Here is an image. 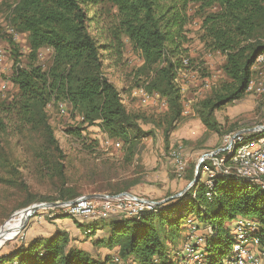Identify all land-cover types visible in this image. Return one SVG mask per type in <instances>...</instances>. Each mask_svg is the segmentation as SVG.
Wrapping results in <instances>:
<instances>
[{"label": "trees", "instance_id": "obj_1", "mask_svg": "<svg viewBox=\"0 0 264 264\" xmlns=\"http://www.w3.org/2000/svg\"><path fill=\"white\" fill-rule=\"evenodd\" d=\"M193 5H197L194 14L201 20L200 39L208 51L225 57L222 71L227 78L191 106L205 128L200 141L207 140L210 133L221 139L237 131L218 122L216 112L242 99L254 63L264 54V0H16L9 23L16 31L26 33L28 64L20 65V52L8 36L14 62L9 79L17 91L9 100L0 98V139L11 133L35 140L40 145L32 148V153L49 164L61 150L48 121L47 107L64 103L80 117V126L68 131L71 135L81 137L82 127L98 126L108 138L120 141L125 160L132 161L141 140L152 132L142 129L141 118L125 109L121 95L128 88L119 90L108 80L103 61L119 64L127 41L140 53L142 69L153 72L143 85L145 91L164 100L169 125L180 123L184 110L175 80L193 61L184 46ZM41 48L53 51L47 70L34 62ZM253 137H264V131L249 134L246 139ZM56 169L61 173L63 164L57 163ZM186 171L190 183L194 166ZM200 179L201 169L199 179L189 189L139 219L121 215L84 223V235L92 245L115 250L114 256H93L72 246L66 231L56 230L47 238H34L0 254V264H179L170 253L177 251L176 245L185 239L184 226L189 217L212 230L206 237L202 264L227 261L233 242L225 227L227 220H255L264 247V190L233 175L218 176L212 197L207 200L208 188ZM58 194L35 199L22 208L82 196L71 189ZM100 229H105L106 235L94 238Z\"/></svg>", "mask_w": 264, "mask_h": 264}, {"label": "rangeland", "instance_id": "obj_2", "mask_svg": "<svg viewBox=\"0 0 264 264\" xmlns=\"http://www.w3.org/2000/svg\"><path fill=\"white\" fill-rule=\"evenodd\" d=\"M15 1L4 0L0 3V49L5 52L4 60L0 64V81L10 76L14 65L5 25L9 24ZM195 10L197 5H193L189 12L191 19L185 27L188 41L184 45L188 48L189 57L193 61L188 71L181 73L176 82L180 89L184 110L182 121L174 125L168 124L165 116L167 109L162 98L143 105L134 96L133 91L137 87L144 88L143 85L153 76V72L142 69L143 60L140 53L125 41L122 61L113 65L110 61L104 60L102 70L108 80L119 90H122V87L128 88V92L123 94V105L128 112L141 118L139 124L142 129L151 131V136L143 138L140 150L133 160L126 161L121 145H116L121 144L120 141L113 139L111 144H104L103 132H100L101 129L98 126L82 127L81 137L71 135L68 131L80 126L79 115L70 111L68 106L62 113L57 103H51L47 107V115L61 150L59 157L55 155L51 157L49 164H44L32 153V148L40 145L36 144L35 140L11 133H6L0 139V227L9 222L14 214L29 202L43 197L55 198L60 190L64 189L77 191L81 195L112 194L129 190L133 186L137 194L153 200L164 199L163 201L181 195L189 184L186 177L187 171L184 178H176L169 155L170 144L181 145L186 170L192 166L195 170L199 152L205 149L203 144H219L221 139L217 134H214L213 141H209L211 133L205 141H200V138L195 139L204 127H201L191 106L227 79L222 71L225 57L218 52L208 51L200 39L201 20L194 14ZM19 33L20 42L13 43L20 52V65L24 66L28 64L26 56L29 50L26 44V33ZM40 50L42 55L40 58L36 57L34 62L42 70H47L52 62V52L47 48ZM252 79L253 89L248 90L239 101L216 112L218 122L224 124L226 129L238 131L264 125V92L256 91L257 87H264V64L253 71ZM16 91V87L12 85L9 90L0 95V98L9 100ZM57 163L63 164L61 173L57 172ZM51 214L55 217L52 218ZM64 217L69 216L60 214L59 210L38 209L28 223H30L29 227L35 226V232L45 235L51 229L52 219ZM226 225L232 228L233 220H227ZM26 226L23 228L22 239L9 240L19 231L16 229L3 244L0 243V253L25 241ZM184 238L186 239V236ZM182 242L181 240L178 242L176 249L180 248ZM88 246L91 247L89 244ZM97 248L99 247L95 246L93 251ZM98 253L103 255L106 251ZM176 254L177 251L170 253L172 260L177 261ZM120 262L117 264H121ZM127 263L137 264L134 261H127Z\"/></svg>", "mask_w": 264, "mask_h": 264}, {"label": "built area", "instance_id": "obj_3", "mask_svg": "<svg viewBox=\"0 0 264 264\" xmlns=\"http://www.w3.org/2000/svg\"><path fill=\"white\" fill-rule=\"evenodd\" d=\"M4 0H0V3ZM6 33L15 43L20 42V33L11 25L6 24ZM47 50L52 51L51 48ZM41 50L37 52V57L40 58ZM5 52L0 49V64L4 60ZM186 64V60L184 61ZM264 64V54L257 57L253 71L259 65ZM11 73V72H10ZM183 73L180 72L178 76ZM177 82V78L175 80ZM253 79H251L247 91L253 89ZM12 83L7 77L0 81V95L10 89ZM257 92H264V87H257ZM140 103L145 105L154 99H160L157 94H150L143 87H137L134 91ZM1 97V96H0ZM123 101V95H121ZM165 104V102H164ZM60 112H65L67 107L64 103H59ZM101 132V131H100ZM102 133V132H101ZM256 132L240 133L239 130L222 136L220 146L216 149L203 153L197 162H200L201 181L207 186L208 190L205 193L207 200L212 197V187L214 180L218 176L233 175L236 178L247 181L252 186L259 187L264 190V137L246 139V136ZM112 139L105 134L102 135L104 144H111ZM120 146L121 144H116ZM170 158L173 162L175 176L182 179L186 170V162L183 159L181 145L173 146L169 150ZM189 185V184H188ZM190 187V186H189ZM189 187L187 189H189ZM62 202L57 207L46 208L42 203H33L21 210L17 211L12 220L19 218L20 213H26V218L20 227L17 234L9 239H22L23 228L29 222V219L36 212L32 213L29 207L39 205V209L59 210L60 214L67 215L71 218L80 220H97L108 218L110 216H126L139 219L145 212H154L160 202L151 200L143 196H136L129 192H120L117 194H100L98 197L89 199L84 195L76 198L75 202ZM162 203L164 201H161ZM22 214V215H23ZM22 217V216H21ZM51 217H55L51 214ZM234 226L228 228L233 242L231 245L230 255L225 264H264V247L260 245L257 236L258 223L255 220L238 217L234 221ZM186 239L182 242L177 250L178 263L182 264H202L204 254V246L206 237L212 234L209 226L201 227L198 221L192 217L186 220ZM13 264H16L14 262Z\"/></svg>", "mask_w": 264, "mask_h": 264}, {"label": "crops", "instance_id": "obj_4", "mask_svg": "<svg viewBox=\"0 0 264 264\" xmlns=\"http://www.w3.org/2000/svg\"><path fill=\"white\" fill-rule=\"evenodd\" d=\"M198 122L200 123L199 120H198ZM201 127H203V125ZM204 132H205V128L203 130H201V133L199 135H197L195 137V139H199ZM213 137H214V134H211V137H209V141L210 140L213 141ZM219 146H220V142H219V144H216V145H214V144H203V147H205V149H201V152H199V157L203 153H205L207 151H210V150H213V149H216ZM171 147H173L172 144H170V148ZM197 152H198V150H197ZM132 187H130L131 189H129V190H121L119 192L112 193V194H117V193H120V192H129V193H132V194H134L136 196H141V195L137 194V192L135 191V187H133V188ZM96 194H105V193H96ZM106 194H108V193H106ZM151 200H153V199H151ZM163 200L164 199H162V200H154V201L161 202ZM75 221L77 223H75ZM92 221L93 220H80V219L69 218V217L68 218H61V219H52L51 220V229H49L48 230L49 232L47 234H45V235L41 234L40 232H35L36 231L35 226L32 225V226L29 227L30 223H28L27 226H26V230H25V241H22V242L27 244L31 240H33L34 238H37V237L47 238V237L51 236L56 230H64V231H66L68 233V235L70 237V244L72 246H74V247H76L78 249L85 250V251L89 252L90 254H92L93 256H96V257L97 256H99V257L101 256V258H104L106 255H109L110 253H114L115 250H108L105 247H99L95 251H93L95 246H92L91 239L90 238H86L85 235H84L85 230H86V228L84 226V223H90ZM96 221H98V220H96ZM83 226H84V230H83ZM225 227H227L226 223H225ZM106 233H107V231L105 229L97 230L95 235H94V238H102L103 236L106 235ZM88 244L91 245L90 248H89ZM16 245H18V244H15L12 247H9V249L6 250V251L3 250L4 252H1L0 254H5V253L11 251ZM96 251H98V252L106 251V253L101 255V254H99Z\"/></svg>", "mask_w": 264, "mask_h": 264}, {"label": "water", "instance_id": "obj_5", "mask_svg": "<svg viewBox=\"0 0 264 264\" xmlns=\"http://www.w3.org/2000/svg\"><path fill=\"white\" fill-rule=\"evenodd\" d=\"M262 131H264V125H257V126H255L253 128L239 130L240 133L262 132ZM199 169H200V162H197V164L195 166V170H194V176H193L192 180L190 181L189 185L187 186V188L189 186L193 185L199 179ZM187 188L184 191H186ZM99 195L100 194H87V195H84V197L92 199V198L98 197ZM75 201H76V198L72 200V202H75ZM160 203H162V202H160ZM42 204L44 206H46V208H51V207H57V206L61 205L62 202H43ZM39 207H40L39 205H36V206H33V207H29V210L32 213H34V212H36L39 209Z\"/></svg>", "mask_w": 264, "mask_h": 264}, {"label": "bare ground", "instance_id": "obj_6", "mask_svg": "<svg viewBox=\"0 0 264 264\" xmlns=\"http://www.w3.org/2000/svg\"><path fill=\"white\" fill-rule=\"evenodd\" d=\"M20 213L19 218L10 220L6 222L4 225L0 227V243L3 244L5 240L9 238V236L16 230L20 229L19 227L22 226L23 220L26 218V213ZM22 216V217H21ZM0 244V245H1Z\"/></svg>", "mask_w": 264, "mask_h": 264}]
</instances>
